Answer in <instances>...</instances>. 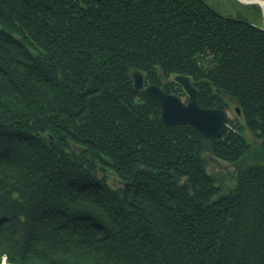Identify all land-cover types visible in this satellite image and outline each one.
<instances>
[{"label":"trees","instance_id":"1","mask_svg":"<svg viewBox=\"0 0 264 264\" xmlns=\"http://www.w3.org/2000/svg\"><path fill=\"white\" fill-rule=\"evenodd\" d=\"M136 71L242 123L166 125ZM244 129L264 151L260 24L207 0H0V264H264ZM207 153L235 167L228 192Z\"/></svg>","mask_w":264,"mask_h":264},{"label":"water","instance_id":"2","mask_svg":"<svg viewBox=\"0 0 264 264\" xmlns=\"http://www.w3.org/2000/svg\"><path fill=\"white\" fill-rule=\"evenodd\" d=\"M242 4H258L263 9V0H238ZM264 30V27H262ZM134 87L140 99L161 109V118L166 125H191L203 136L210 140L221 138L226 130L229 116L223 109L203 108L198 103L199 92L192 85L190 78L179 75L175 80L180 83L188 95L185 103L180 97L167 93L158 85H147L144 75L136 71L133 73ZM240 114L239 109H236ZM218 167L222 164L215 158Z\"/></svg>","mask_w":264,"mask_h":264},{"label":"rangeland","instance_id":"3","mask_svg":"<svg viewBox=\"0 0 264 264\" xmlns=\"http://www.w3.org/2000/svg\"><path fill=\"white\" fill-rule=\"evenodd\" d=\"M207 1L211 5H213L216 9H218L220 12H224L225 14L227 13L229 15H233L238 18L245 19L254 24H260L261 27H264V24H261V21L257 17V15L253 11H251V9H247L246 6L245 7L242 6L241 2L238 0H207ZM226 100L230 102V106H231V109L227 111L229 116L228 123L231 126L239 123V121L242 123V120L240 118L239 120L237 119L235 110L238 107L236 102L228 97L226 98ZM182 101L186 103V98H182ZM229 121L232 122V124ZM244 134L248 137V139H250L254 149L248 154V157L245 159V163L249 165L257 161L258 159L264 162V151H262V149H259L261 143L260 140L247 129H244ZM257 151H259L258 154ZM205 157L208 161L207 164L208 172L210 174L215 175L218 178L219 180L218 183L221 182L220 186L222 187L223 192H228L235 183L233 177H229L230 174L235 173V167L231 164L223 163L217 158L222 164L221 167H218L217 163L214 160L216 157L212 156L209 153H207ZM109 183L111 185H116V186L122 185L112 173H110ZM3 264H7L6 260L3 261Z\"/></svg>","mask_w":264,"mask_h":264},{"label":"flooded vegetation","instance_id":"4","mask_svg":"<svg viewBox=\"0 0 264 264\" xmlns=\"http://www.w3.org/2000/svg\"><path fill=\"white\" fill-rule=\"evenodd\" d=\"M253 5H258V4H244V6H246V8L247 9H251V11H253L256 15H257V17L260 19V21H261V24H264V14H263V9H262V7L260 6V5H258L259 7H260V11H259V13L257 14V12H256V7H254Z\"/></svg>","mask_w":264,"mask_h":264}]
</instances>
